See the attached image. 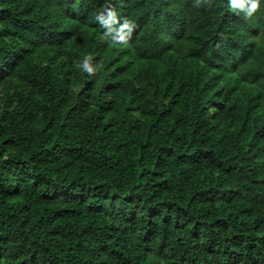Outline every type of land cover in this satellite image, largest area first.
Listing matches in <instances>:
<instances>
[{"label": "trees", "instance_id": "1", "mask_svg": "<svg viewBox=\"0 0 264 264\" xmlns=\"http://www.w3.org/2000/svg\"><path fill=\"white\" fill-rule=\"evenodd\" d=\"M0 264H264V0H0Z\"/></svg>", "mask_w": 264, "mask_h": 264}, {"label": "clouds", "instance_id": "2", "mask_svg": "<svg viewBox=\"0 0 264 264\" xmlns=\"http://www.w3.org/2000/svg\"><path fill=\"white\" fill-rule=\"evenodd\" d=\"M230 2V5L233 7V8H236V7H242L243 9V12L246 16H250L255 10L256 8L258 7V4H259V0H249V3H248V6L247 7H243V5L240 3V0H229ZM85 68H87V70H92L89 66H88V62L87 60H85L83 62V65Z\"/></svg>", "mask_w": 264, "mask_h": 264}]
</instances>
